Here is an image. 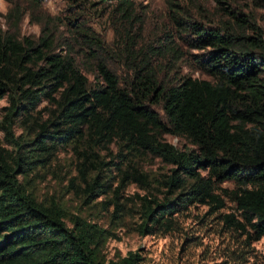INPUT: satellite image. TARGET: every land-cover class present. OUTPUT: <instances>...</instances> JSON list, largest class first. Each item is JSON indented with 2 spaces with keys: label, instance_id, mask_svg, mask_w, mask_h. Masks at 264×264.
Returning a JSON list of instances; mask_svg holds the SVG:
<instances>
[{
  "label": "trees",
  "instance_id": "obj_1",
  "mask_svg": "<svg viewBox=\"0 0 264 264\" xmlns=\"http://www.w3.org/2000/svg\"><path fill=\"white\" fill-rule=\"evenodd\" d=\"M239 14L223 28H195L188 40L205 49L191 57L211 78L183 75L173 83L159 79V69L141 57L133 59L124 81L98 62L91 85L73 58L52 51L48 40L0 34V96L8 99L0 119V264H142L140 249L101 260L98 242L111 231L79 215L68 225L59 203L38 201L27 190L29 173L86 136L93 142L117 138L130 150L150 152L171 165L161 180L162 197L139 196L141 233L196 202L214 212L228 197L236 211L222 213L224 225L251 240L264 235V31ZM43 99L56 102L45 119L33 115ZM19 116L31 129L28 137L14 132ZM163 133L184 136L195 147L179 148ZM78 152L70 184L89 202L112 187L100 177L109 161L91 147ZM120 174L111 199L117 219L125 208L120 190L130 181L150 184L148 173L135 166ZM225 180L234 187L218 185Z\"/></svg>",
  "mask_w": 264,
  "mask_h": 264
},
{
  "label": "rangeland",
  "instance_id": "obj_2",
  "mask_svg": "<svg viewBox=\"0 0 264 264\" xmlns=\"http://www.w3.org/2000/svg\"><path fill=\"white\" fill-rule=\"evenodd\" d=\"M130 1L125 5L115 0H0V34L36 43L41 38L48 40L52 51L72 57L95 85L98 62H104L124 81L133 59L141 57L154 63L164 83H173L183 75L210 79L191 57L192 53L205 51L188 42L197 27L223 28L227 22L234 23L232 14L239 12L264 31V0ZM7 103V97L0 96V119ZM153 107L163 113L160 104ZM36 109L33 115L45 119L55 111L56 102L43 99ZM24 122L19 116L14 132L28 137L31 129ZM162 137L179 148L195 147L184 136L163 133ZM90 147L109 161L103 165L100 177L112 187L85 202L70 181L77 175L81 159L78 149ZM129 165L148 173L150 184L128 182L119 196L124 211L120 218H112V190L119 184L121 170ZM170 167L150 152L130 150L117 138L93 142L86 136L83 141L59 148L48 164L29 173L25 183L38 201L59 203L68 225L73 224L74 215H79L111 231L101 236L97 245L98 257L105 262L140 249L142 264H264V235L251 240L224 225L222 213L236 211L228 197L225 206L214 212L209 211L208 204L196 202L165 218L166 223L152 232L139 231V196L162 197L165 188L161 180L170 173ZM218 185L232 188L234 182L225 180Z\"/></svg>",
  "mask_w": 264,
  "mask_h": 264
}]
</instances>
